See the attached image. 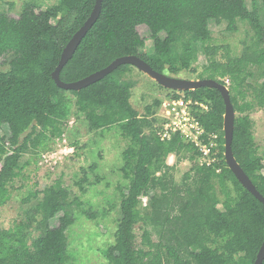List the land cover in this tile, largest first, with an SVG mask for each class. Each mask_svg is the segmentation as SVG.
I'll return each instance as SVG.
<instances>
[{"label": "trees", "instance_id": "16d2710c", "mask_svg": "<svg viewBox=\"0 0 264 264\" xmlns=\"http://www.w3.org/2000/svg\"><path fill=\"white\" fill-rule=\"evenodd\" d=\"M57 1L45 10L26 2L17 18L0 12V59L7 66L0 70V130H8V136H0V205L6 203L7 186L21 171L23 155L44 150L48 142L63 135L70 95L88 133L117 127L128 142L120 168L127 184L118 188L119 218L114 241L104 251L106 264H254L264 241V208L224 161L225 108L220 93L211 88L183 92L185 99L207 107V111L195 113L205 132L201 141L206 143L208 135L217 136L218 161L199 166L195 147L178 134L170 141L159 140L153 107H146L143 116L132 107L134 82L123 76L133 67L122 65L80 91L55 85L52 73L62 50L95 5V0ZM251 3L249 10L244 0H101L98 20L61 70L60 80L79 81L126 56L140 58L158 73L177 75L181 69H189L194 46L204 44L208 66L205 78L199 79L227 86L238 115L232 153L264 197L263 159L257 153L249 116L256 109L264 112V0ZM210 21L225 22L228 32L236 31L238 22H247L255 40L233 57L228 46L208 44ZM140 26L149 32L150 55L144 52L145 40L137 31ZM220 52L224 61L216 58ZM252 69L259 73V84ZM167 97L180 98L175 91ZM160 103L154 101L153 105L158 108ZM171 155L177 159L170 166L166 160ZM183 159L191 167L178 185L173 172ZM228 185L234 186L235 197L229 196ZM217 189L224 196L222 203ZM143 197L148 198L144 207ZM31 198L36 203L27 222L0 229V264H64L69 256L66 232L75 223L72 207L82 208L83 203L71 196L60 179L30 195L26 202ZM81 212L95 217L84 209ZM54 220L58 225L51 227ZM138 224L144 228L141 248L135 245ZM151 232L158 242L152 241Z\"/></svg>", "mask_w": 264, "mask_h": 264}, {"label": "rangeland", "instance_id": "374dc122", "mask_svg": "<svg viewBox=\"0 0 264 264\" xmlns=\"http://www.w3.org/2000/svg\"><path fill=\"white\" fill-rule=\"evenodd\" d=\"M244 1L247 8L251 10V0ZM26 2L35 3L40 10L52 8L58 4L57 0H3L0 1V12L17 18L22 5ZM256 6L260 15L263 16L260 1ZM226 26L225 22L216 24L210 21L208 29L211 40L208 44L228 46L231 56H239L245 46L254 42V32L247 22H238L237 30L234 32H228ZM137 31L145 40L144 52L147 55L152 54V42L149 39L147 28L140 26ZM203 48L204 44H196L189 69H181L177 75L169 76L191 81L202 80L199 79L200 76L205 78L208 63ZM177 52L179 53V49ZM222 54L223 52H220L216 57L220 61H224ZM2 62L0 59V70H6L7 66ZM252 71L256 76V83L259 84L261 82L259 73L255 69ZM123 79L134 82L130 98L132 107L143 116L146 113V107L151 106L156 111V117L160 111V105L155 108L154 101L161 102L166 99L170 90L160 87L150 77L135 68L130 69ZM176 93L184 96L183 92ZM69 98L72 103L70 113L64 121L63 135L48 142L44 150H30L21 158L19 163L21 171L7 186L6 203L0 205V229L8 230L17 224H25L29 211L36 203L33 198L28 202L26 199L36 191H41L60 179L62 185L71 192V196L78 197L83 203L82 208L72 207L75 223L66 232L69 256L64 264H106L104 251L114 241L119 218L118 188L123 189L127 184L120 168L122 166L121 154L128 142L121 137L117 127L88 133L83 116L74 105V99L70 95ZM249 116L253 123L252 134L257 153L262 157L264 165V112L256 109L249 113ZM0 136H8L6 127L0 130ZM171 156H173L172 159L169 158L171 165H175L177 158L174 155ZM168 162L166 160L167 165ZM93 165L96 169L91 170L90 167ZM190 167L191 164L186 159L176 164L173 172L176 184H181L183 175ZM227 192L229 196L235 197L236 192L233 185L227 186ZM217 194L222 203L223 194L218 189ZM147 199V197L141 198L142 207L146 205ZM221 203L218 205L220 210L223 209ZM82 209L84 212L94 213L95 217L89 218L83 215ZM57 225V220L51 222V227ZM143 229L142 224H138L134 229L137 248H141ZM147 229L151 231L150 227ZM33 235L35 236L36 233ZM151 239L153 242H158L153 232H151ZM218 243L219 241L211 246L215 247Z\"/></svg>", "mask_w": 264, "mask_h": 264}, {"label": "water", "instance_id": "95a60500", "mask_svg": "<svg viewBox=\"0 0 264 264\" xmlns=\"http://www.w3.org/2000/svg\"><path fill=\"white\" fill-rule=\"evenodd\" d=\"M100 6L101 0H95V5L93 10L88 17V19L84 22V24L74 33L68 43L62 50L60 55V60L58 66L55 68L52 73V79L55 85L66 91H80L101 79H103L108 74L112 73L118 67L122 65H129L141 73L150 77L153 81H155L160 87L176 92H185V91H195L200 88H211L216 89L223 100L224 103V116H223V138H224V161L228 167V169L232 172L236 180L239 184L248 191L255 199H257L264 208V197L256 190L255 186L249 179V177L245 174V172L241 169L239 164L236 162L233 153H232V138H233V130H234V120H235V112L233 106L230 101L229 90L227 86L222 85L211 79H202V80H184L179 78H174L169 75L161 74L154 71L145 61L141 60L136 56H126L121 57L114 60L107 67L81 79L79 81L73 83H64L60 80V72L63 67L67 64V62L72 58L75 53L77 47L79 46L82 39L85 37L87 32L92 28V26L96 23L100 15ZM264 261V241L256 255V259L254 264H262Z\"/></svg>", "mask_w": 264, "mask_h": 264}, {"label": "built area", "instance_id": "2783aa9c", "mask_svg": "<svg viewBox=\"0 0 264 264\" xmlns=\"http://www.w3.org/2000/svg\"><path fill=\"white\" fill-rule=\"evenodd\" d=\"M225 83L228 84L227 80ZM159 108L154 128L160 141H170L173 135L178 134L184 142L195 147L198 153L196 163L199 166L209 167L218 161L217 136L208 135L206 143L201 141L205 132L199 125L195 113L197 110L207 111V107L203 103L185 99L184 96H180L178 99L166 97L161 101ZM169 158L172 159L173 156H169L167 159L168 165L171 166L172 162Z\"/></svg>", "mask_w": 264, "mask_h": 264}]
</instances>
